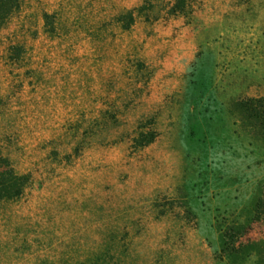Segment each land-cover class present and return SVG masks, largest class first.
<instances>
[{
	"label": "rangeland",
	"instance_id": "374dc122",
	"mask_svg": "<svg viewBox=\"0 0 264 264\" xmlns=\"http://www.w3.org/2000/svg\"><path fill=\"white\" fill-rule=\"evenodd\" d=\"M173 2L23 0L0 29V156L30 175L0 264H264V133L236 103L264 96V0Z\"/></svg>",
	"mask_w": 264,
	"mask_h": 264
},
{
	"label": "trees",
	"instance_id": "16d2710c",
	"mask_svg": "<svg viewBox=\"0 0 264 264\" xmlns=\"http://www.w3.org/2000/svg\"><path fill=\"white\" fill-rule=\"evenodd\" d=\"M23 6V0H0V29L4 27L11 17ZM190 6L189 0H174L172 5L169 7L168 12L172 14L184 13ZM146 5H142L139 8V12L146 10ZM122 16L126 20L134 21V11H128ZM52 14L45 13L46 25L53 26ZM126 26V25H125ZM124 26V28H126ZM128 26V25H127ZM18 46H11L9 50L8 58L17 63L22 58V53L13 55V51L18 49ZM238 105L245 109L252 117H255L260 121L262 126V132L264 133V96L262 97H251L246 99L237 100ZM141 137V143L139 145L145 146L153 142L157 134L155 131L145 134L143 131L138 132V136L134 137V141L139 140ZM5 160L4 163H0V199H13L21 196L30 182V175L28 173H19L9 162L8 157L0 156V160ZM255 211L258 213L264 212V197H259L254 203ZM259 218V217H258ZM250 223L238 222L232 220L225 223L221 228V247L222 252L230 259L237 262L241 260L244 262L248 256L255 252L254 242H247L244 240Z\"/></svg>",
	"mask_w": 264,
	"mask_h": 264
}]
</instances>
